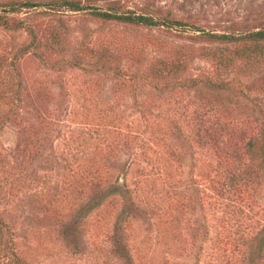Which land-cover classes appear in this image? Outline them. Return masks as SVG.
Returning a JSON list of instances; mask_svg holds the SVG:
<instances>
[{"label": "rangeland", "instance_id": "374dc122", "mask_svg": "<svg viewBox=\"0 0 264 264\" xmlns=\"http://www.w3.org/2000/svg\"><path fill=\"white\" fill-rule=\"evenodd\" d=\"M61 1L0 0V264H264V64L199 35L264 0Z\"/></svg>", "mask_w": 264, "mask_h": 264}, {"label": "trees", "instance_id": "16d2710c", "mask_svg": "<svg viewBox=\"0 0 264 264\" xmlns=\"http://www.w3.org/2000/svg\"><path fill=\"white\" fill-rule=\"evenodd\" d=\"M56 2L50 3V6ZM61 5L65 7L67 10L72 11H78L83 9L81 4H79L77 1L74 0H62ZM9 8L4 10H8L11 13L19 12L21 7H32L36 4H31L29 2H24L22 4L18 3H11L9 4ZM93 17L101 19V20H112L117 21L121 23H127L132 25H138V26H147V27H159V26H165V27H183L185 28L184 23L178 21V20H166V19H157L153 16L143 14V13H134V12H123V11H107V10H100V9H93L89 12ZM22 24L20 20H16L11 17H7L5 15L0 14V25H3L5 27H19ZM200 36H206L211 39L220 40V41H244V45L239 49L238 55L242 61L246 60H252L257 59L259 60V63L264 64V27H261L256 30L247 31L243 34H218V33H206L201 31L199 33ZM257 68V67H256ZM259 114L262 117L264 121V107L259 109ZM263 131V138H264V129ZM249 145L251 143L249 142ZM260 162L259 166L260 168L264 169V149L262 153L260 154ZM259 168V169H260ZM112 192V190H111ZM98 205V204H97ZM2 230H5V232H8L7 226L1 222L0 220V235L2 233ZM115 241H117V238H115ZM263 244V243H262Z\"/></svg>", "mask_w": 264, "mask_h": 264}]
</instances>
